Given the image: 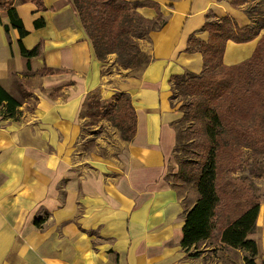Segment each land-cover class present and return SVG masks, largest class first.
Wrapping results in <instances>:
<instances>
[{"label": "crops", "instance_id": "crops-1", "mask_svg": "<svg viewBox=\"0 0 264 264\" xmlns=\"http://www.w3.org/2000/svg\"><path fill=\"white\" fill-rule=\"evenodd\" d=\"M126 1L150 2L137 13L150 21L160 15L163 26L141 43L149 57L141 73L124 71L118 79L103 73L70 0H10L23 37L0 8V86L17 101L16 82L27 93L14 118L0 116V264H210L225 257L212 238L181 247L187 208L167 181L180 117L170 84L173 76L203 70L202 54L187 51L189 38L207 42L204 24L224 17L248 26L247 4ZM263 32L245 43L228 41L222 64L249 60ZM22 47H38V55L25 57ZM116 92L131 101L134 136L115 157L77 161L72 150L85 100L94 93L108 100ZM248 239L257 244L260 264L264 237Z\"/></svg>", "mask_w": 264, "mask_h": 264}, {"label": "trees", "instance_id": "trees-1", "mask_svg": "<svg viewBox=\"0 0 264 264\" xmlns=\"http://www.w3.org/2000/svg\"><path fill=\"white\" fill-rule=\"evenodd\" d=\"M2 2H0V8L7 10L11 25L18 30L20 37L25 36L27 32L24 31L15 11L8 8V2ZM70 2L88 36L94 56L101 62H104L109 54H119L121 51L129 53L134 50H137V53L140 52L136 41L146 37L150 31L163 26L160 15L156 20L150 21L137 13L138 8L150 2H128L126 0H70ZM232 5H246L243 12L251 22L248 26L240 28L229 17L210 20L202 27V31H207L209 34L207 42H202L194 36L188 40L187 51L199 52L203 57L202 72L199 75L187 74L188 80L193 81L189 84L191 94L200 101L194 102L192 112L183 113V117L190 122L191 128L195 129L194 131L190 129L188 145H180L181 138L177 133L176 150L180 148V152L187 157L189 151L186 148L195 146L202 150V154L197 164H192L184 158L179 166V178L185 182H194L197 194L195 203L186 211L181 247L189 250L216 234L226 247L242 250L245 253L244 264H256L257 244L248 239V236L256 229L260 209L258 198L253 193L248 200L245 199L241 203V210L237 216L230 217V213H226V207H223V215H220L223 197L218 186V149L220 141L227 135L229 137L231 131L239 133L240 139L248 141L251 145L248 139L257 140V128L253 127L250 131V128L244 126L247 125L246 123L240 124L237 121L242 120L238 116L230 117L226 119L227 121L223 120L217 108L212 104L211 98L222 97L220 94L224 91L229 96L230 90L233 89L234 92L242 78L249 79L244 89L251 87L252 80L259 82V85L252 87L251 91L250 89L245 90L246 93H252L253 98L257 97L259 87L264 85V32L249 60L232 67L222 64L224 47L228 41L245 43L257 38L264 30V0H251L250 4L246 0H233ZM130 44H133L135 49H128ZM21 53L28 58L35 57L38 55V47L29 51L22 47ZM217 67L220 71L209 72V68L211 70ZM182 76H173L171 81H177ZM217 90H220V94ZM113 99L117 100L115 105L109 104L106 107L114 112L112 120L116 121L115 126L120 130L123 140L128 142L135 133L134 109L125 93H120L117 98L114 95ZM226 101L227 99L222 101L221 106ZM227 103L229 108L236 106L231 101ZM19 106V101L0 86V116L14 118ZM256 106L257 104H254V108ZM194 133H201L205 139L204 143L198 145L196 138L193 137ZM34 223L40 225L38 220ZM260 264H264V259H261Z\"/></svg>", "mask_w": 264, "mask_h": 264}, {"label": "rangeland", "instance_id": "rangeland-1", "mask_svg": "<svg viewBox=\"0 0 264 264\" xmlns=\"http://www.w3.org/2000/svg\"><path fill=\"white\" fill-rule=\"evenodd\" d=\"M1 1L10 2V0ZM144 39L145 37L136 41L140 51L138 53L137 50H134L129 53L121 51L119 54L107 55L105 61L102 62L104 65L103 73L113 79H118L120 73L126 71L132 75H139L149 61L148 55L142 52L141 43ZM132 48L135 49V46L130 44L128 49ZM126 64L127 66H125ZM215 71H220V68L217 67L211 70L209 68V72L213 73ZM187 74L170 84L172 92L170 103L178 110L180 115L174 123V128L181 138V146L189 144L187 139L190 136V129L191 131L195 129L191 128L190 122L183 117V113L192 112L194 102L200 101L191 94L189 84L193 81L188 80L189 76ZM28 80L30 81V79ZM248 80V78H242L235 91L230 90L231 94L229 96L226 95L225 91L220 94V90H217L222 97L211 98L212 104L217 108L223 120L227 121L226 119L230 117L238 116L242 120L238 119L237 121L240 124L246 123L247 125L244 126L250 128V131L253 127L257 128V140L248 139L251 141V145L248 141L240 139V134L235 131H231L229 137L227 135L219 143L218 186L223 197L220 215H223V207H226V213L229 212L230 217L237 216L241 210V203L245 199L248 200L254 193L258 198L260 213L256 229L251 237H264V85L259 87L257 97L253 98L252 93H246L245 90L250 89L251 91L252 87L259 85V82L256 83L257 81L252 80L251 87L244 89ZM109 81L112 82L113 80ZM12 92L16 94L19 101L27 98L25 86L19 82L15 83ZM114 95L117 98L120 93L116 92ZM226 99L235 103L236 106L229 108L227 101L221 106V102ZM27 101L30 106L33 104V99H27ZM116 101L113 96L108 100H102L98 93L88 96L85 100L80 113L81 134L72 150L77 157V161L85 162L92 156L115 157L122 152L126 141L123 140L120 130L115 126L116 121L112 120L114 112L106 107L109 104L115 105ZM254 104H257L256 108H254ZM193 135L198 145L204 143L205 139L201 133H194ZM186 149L189 154L184 157L180 152L181 149L176 150L175 148L169 162L167 181L178 192L182 203L188 210L197 199L195 184L194 182H185L179 178V166L184 158L191 161L192 164H197L202 150L195 146ZM213 237V240H209L210 245L217 250H225V257L220 256L218 260L215 258L210 264H214L216 261H220L222 264H243L245 253L242 250H233L218 245L216 242L218 235L215 234ZM197 246L198 244L195 247Z\"/></svg>", "mask_w": 264, "mask_h": 264}]
</instances>
